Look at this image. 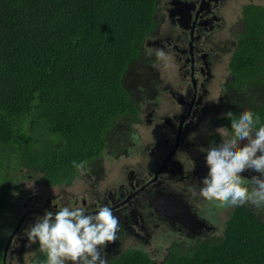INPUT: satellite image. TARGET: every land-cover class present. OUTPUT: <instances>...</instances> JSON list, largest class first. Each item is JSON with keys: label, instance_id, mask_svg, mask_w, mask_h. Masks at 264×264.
Instances as JSON below:
<instances>
[{"label": "trees", "instance_id": "16d2710c", "mask_svg": "<svg viewBox=\"0 0 264 264\" xmlns=\"http://www.w3.org/2000/svg\"><path fill=\"white\" fill-rule=\"evenodd\" d=\"M156 3L0 0V264L15 223L10 195L22 179L54 186L71 180L74 160L103 172L105 161L131 150L124 138L138 120L137 99L149 94L152 73L142 84L128 76L155 65L149 41L158 31ZM250 36L244 51L256 68L264 67L257 62L264 39ZM247 94L246 109L264 123V99ZM238 106L229 103L234 117ZM228 209L219 238L197 239L189 249L170 244L161 264H264V211ZM140 252L117 264H152Z\"/></svg>", "mask_w": 264, "mask_h": 264}, {"label": "flooded vegetation", "instance_id": "af4514ba", "mask_svg": "<svg viewBox=\"0 0 264 264\" xmlns=\"http://www.w3.org/2000/svg\"><path fill=\"white\" fill-rule=\"evenodd\" d=\"M159 7L164 26L159 27L149 44L169 55L168 64H177L176 79L157 78L158 71L171 72H165L163 62L155 63L149 92L153 105L140 109L139 123L144 125H138L137 142L122 157L105 161L103 172L87 163L89 170L84 172L81 184L72 183L74 178L63 181L54 194L43 191L45 198L39 196L40 188L28 192L21 201L23 211L15 214L14 226L7 234L9 244L2 264H27L24 259L33 264L36 257L45 260L37 244L29 243L24 229L45 210L55 212L64 206H83L89 212L100 206L111 208L119 219L120 231L117 241L103 252L108 264L126 262V255L132 260L139 251L150 259L157 258L158 250L162 251L159 244L168 247V241L204 240L211 236L210 229L222 224L220 212L208 201L192 198L187 188L198 187L200 178L206 175L205 152L223 140L220 126L228 129V136L232 135L222 115L229 111V103L240 105L234 110L239 115L246 109V93H257L264 99V81H257L264 77V67L256 68L250 52L244 51L250 35L264 39V0H159ZM257 62L264 64L262 54H257ZM230 92H235L236 97ZM172 102L180 110L159 112L162 103L167 106ZM202 119L209 127L196 140L193 134ZM216 119L220 126H216ZM105 170L123 171L125 179L104 185ZM32 182L34 185L37 181ZM184 205L196 221L203 223L201 226L185 227L173 219L171 211L177 209L179 216L184 215L183 208H179ZM219 228L220 235L222 226ZM174 231L182 238L174 236Z\"/></svg>", "mask_w": 264, "mask_h": 264}, {"label": "clouds", "instance_id": "9594fccd", "mask_svg": "<svg viewBox=\"0 0 264 264\" xmlns=\"http://www.w3.org/2000/svg\"><path fill=\"white\" fill-rule=\"evenodd\" d=\"M155 7L159 29L164 26L159 0ZM147 55H152V51ZM155 57L165 68L169 66L170 57L163 49H155ZM222 115L229 119L232 135L206 150L207 173L200 178L198 187L189 185L187 192L192 198H202L220 209L251 206L264 210V123L251 109H245L238 117L231 110ZM139 121L140 115L135 124ZM71 163L78 171L89 170L86 160ZM246 172L251 175L245 176ZM225 210L226 220L229 209ZM119 231V219L108 206H100L94 212L83 206H64L37 215L24 234L30 244L39 245L46 257L43 261L34 260L33 264H108L103 252L117 241Z\"/></svg>", "mask_w": 264, "mask_h": 264}, {"label": "rangeland", "instance_id": "374dc122", "mask_svg": "<svg viewBox=\"0 0 264 264\" xmlns=\"http://www.w3.org/2000/svg\"><path fill=\"white\" fill-rule=\"evenodd\" d=\"M155 49H158V48H154V51H155ZM155 63L160 64V61H156ZM160 66L161 65H159L158 67H160ZM176 67H177V64L175 62H172L171 64H169V66L165 70V72H171V73L166 74V73H164L162 71H158L157 72V78L161 79L162 81H164L165 78H167V80L168 79L175 80L176 79L175 73L177 72V70L176 71H174V70H175ZM146 72H147V74H151V73H154V70L153 69H145L144 67L139 66V67H137V70L135 72H132V73L129 74L128 79L132 83L133 82H137L138 84H142V82L144 80L143 75H146ZM259 81L260 82H263L264 81V77L260 78ZM170 84H173V82L170 83ZM216 93H217V89L215 88V94ZM230 93H231V96L236 97V93L235 92H230ZM150 95L151 94H148L144 98L139 97L137 99L138 103L141 106V109H145V108L150 107V106L153 105V103H152L153 98H150ZM237 97L238 98H241L242 97V94H237ZM243 97L245 98V96H243ZM173 110H175V111L180 110V106L176 105L173 102L170 105H167V106L165 105V103H162L159 106V112L160 113H167V114H169ZM226 121L230 124L229 119H226ZM214 122L216 123V126H220V123L218 122L217 119ZM136 125H144V123L143 122L136 123V124L133 123L130 126L131 127V133H130L129 137L124 138L126 145L129 146V147H132L133 144L135 142H137V137L135 136V132L138 130V127L136 129ZM208 127H209V123L208 122L206 123L205 119H202L201 122L198 124L197 130L193 134L194 138L196 140H200L201 136H203L205 134V132H206V130H207ZM220 136L222 137V139H226V138L230 137V136H228V129H226V127L220 126ZM198 167H199V162H198ZM16 172H17V170H16ZM206 173H207V171H206ZM104 176H105L104 185H106V184L119 183V182H122L125 179V174H124L123 171H121V172H114V171H111V170H105ZM245 176H247V175H245ZM85 177H86V175L84 174V172H81V171H78L77 169H75V173L73 174V176L71 178V179L74 178L73 181H72V183H79V184H81V180L83 178H85ZM32 183H33L32 182V178L31 179H22L21 183H19V186H20L19 189H14L12 191V193L10 195V199H11V203H12V205H11V218H13V220H14V215L15 214L21 213L23 211L22 206H20V205L19 206L18 205L15 206L14 203L17 202V201H19L20 199H24L26 196H28V192L29 191L35 192L34 187H37V188H40L41 189V190L38 191V193H39V196H42L43 195V191L48 192L49 195L54 194L55 193L54 190L57 189V186H58V185H56V186H53L51 188L50 187H47L46 184H44L41 179H38L37 182H36V184H34V185H32ZM62 183H64V182L62 181ZM42 197L45 198V196H42ZM209 203H211V205L214 204L212 202H209ZM179 208L182 209L183 207L182 206H179ZM225 209H228V208H222V209H220V216H219L220 219H222V217H224V215H226V210ZM158 210L163 211L161 209H158ZM171 213H173V211H171ZM159 214L165 215V212L164 213L161 212ZM33 222L34 221L31 220V221H29V224H31ZM219 226H221V224H217V225L214 226L213 229H210V231H213L211 233V236L210 237H212V235H214V237H212V238H219L220 235L217 233V230L219 229ZM174 236L179 237V238H182V235H180L176 231H174ZM193 236H196V235L195 234H192V237ZM168 242H171V244H174L177 247H184V248L189 249V248L194 247L196 241L195 242H191V241H178V242L168 241ZM129 244H131V243H129ZM132 245H134V244H132ZM158 246L161 248L162 251L158 250V252L156 253V257L157 258H151L150 259L148 257L150 259V261H151L152 264H161L164 261L165 256L167 258V256L169 255L168 247H163L160 244ZM36 248L38 249V251H40L38 244L36 245ZM5 253H6V251L3 250V257L5 256ZM166 258H165V260H166ZM35 260L43 261L42 258L40 259L39 257H36ZM24 262L27 263V264H32L29 261H26V259H24Z\"/></svg>", "mask_w": 264, "mask_h": 264}, {"label": "water", "instance_id": "95a60500", "mask_svg": "<svg viewBox=\"0 0 264 264\" xmlns=\"http://www.w3.org/2000/svg\"><path fill=\"white\" fill-rule=\"evenodd\" d=\"M204 165H205V162H204ZM198 173L200 174L199 167H198ZM156 211L159 213H161V212L164 213V211H160L157 208H156ZM182 212L184 215L179 216V211L177 209H175L174 212L172 213V216H173V219L178 220L180 223L185 225V227H197V226H201L203 224L202 222H199L198 220L196 221L193 218L194 215L191 213L190 209L186 205H184ZM24 215L22 216V218L18 222L17 227L20 225L21 220L23 219ZM8 244H9V240L5 244V247H4L5 251L8 248Z\"/></svg>", "mask_w": 264, "mask_h": 264}, {"label": "bare ground", "instance_id": "6f19581e", "mask_svg": "<svg viewBox=\"0 0 264 264\" xmlns=\"http://www.w3.org/2000/svg\"><path fill=\"white\" fill-rule=\"evenodd\" d=\"M32 180H34V179H32ZM61 184H63V183H61ZM56 185H59V184H56ZM56 185H54V186H56ZM50 187H53V186H50Z\"/></svg>", "mask_w": 264, "mask_h": 264}]
</instances>
